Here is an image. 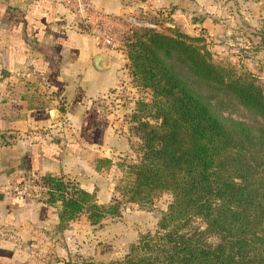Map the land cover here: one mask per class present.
<instances>
[{"label": "trees", "instance_id": "obj_1", "mask_svg": "<svg viewBox=\"0 0 264 264\" xmlns=\"http://www.w3.org/2000/svg\"><path fill=\"white\" fill-rule=\"evenodd\" d=\"M134 35L131 73L151 99L135 118L142 141L125 164L121 197L98 204L70 179L45 174L44 199L61 202L65 224L81 212L97 223L120 214L125 201L149 207L158 193L170 194L156 228L122 259L82 264H264V128L223 116L211 100L223 93L264 120V87L252 74L216 63L200 36L152 27ZM260 39L264 46V19Z\"/></svg>", "mask_w": 264, "mask_h": 264}, {"label": "crops", "instance_id": "obj_2", "mask_svg": "<svg viewBox=\"0 0 264 264\" xmlns=\"http://www.w3.org/2000/svg\"><path fill=\"white\" fill-rule=\"evenodd\" d=\"M90 2L92 21L105 13L136 21L140 8L152 12L166 3ZM127 69L125 53L96 40L63 0H0V228L14 233L0 236V264H65L73 239L80 251L88 247L81 237L94 223L86 212L65 224L59 200L23 198L11 185L51 174L94 194L98 204L110 202L114 187L103 162L128 139L116 130L105 97Z\"/></svg>", "mask_w": 264, "mask_h": 264}, {"label": "rangeland", "instance_id": "obj_3", "mask_svg": "<svg viewBox=\"0 0 264 264\" xmlns=\"http://www.w3.org/2000/svg\"><path fill=\"white\" fill-rule=\"evenodd\" d=\"M165 1V5L152 12H142L140 8L136 15L140 20H122L119 15L105 13L95 17V21L91 20L87 27L83 26L100 43L121 50L127 57L128 75L111 88L105 97L107 109L118 122L116 130L128 139V147L112 161L105 158L103 162L108 169L106 183L114 187L112 197H121L118 190L126 180L125 164L135 160L139 154L142 139L135 118L137 114H144L142 102L151 99L150 89L139 85L131 73L127 45L135 38V32L143 27H152L165 33L180 31L200 36L216 63L232 68L236 73L252 74L264 87V46L260 39L264 0ZM202 90L210 95V92ZM217 94L211 100L214 108L223 116L241 120L254 130L264 128L263 118L255 111L223 93ZM169 200L170 194L160 192L149 207L123 202L120 214L106 215L98 223L86 228L81 237L84 246H88L85 251H80L78 246L82 244L76 238L73 239L72 254L64 263L82 264L87 259L106 262L122 259L142 233L156 228L160 212ZM83 219L80 218L78 224ZM208 239L215 242L216 236L210 235Z\"/></svg>", "mask_w": 264, "mask_h": 264}, {"label": "built area", "instance_id": "obj_4", "mask_svg": "<svg viewBox=\"0 0 264 264\" xmlns=\"http://www.w3.org/2000/svg\"><path fill=\"white\" fill-rule=\"evenodd\" d=\"M65 4L72 10L74 16L78 19L82 26L87 27L91 22L92 4L90 0H63ZM15 195L23 198L43 199L49 187L42 182L35 173L25 175L14 181L11 185ZM0 236H14L13 232H9L0 228Z\"/></svg>", "mask_w": 264, "mask_h": 264}, {"label": "water", "instance_id": "obj_5", "mask_svg": "<svg viewBox=\"0 0 264 264\" xmlns=\"http://www.w3.org/2000/svg\"><path fill=\"white\" fill-rule=\"evenodd\" d=\"M103 57H104V55L103 54H98L96 57H95V60L97 61V65L98 66H100L99 64H100V62H102L103 61Z\"/></svg>", "mask_w": 264, "mask_h": 264}]
</instances>
